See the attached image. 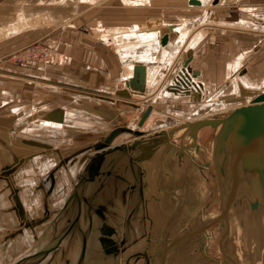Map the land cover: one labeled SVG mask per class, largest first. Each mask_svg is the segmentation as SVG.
Listing matches in <instances>:
<instances>
[{
	"label": "crops",
	"instance_id": "crops-1",
	"mask_svg": "<svg viewBox=\"0 0 264 264\" xmlns=\"http://www.w3.org/2000/svg\"><path fill=\"white\" fill-rule=\"evenodd\" d=\"M114 2L108 7L111 9L105 7L96 15L89 11L91 5H82L78 0H0V30L21 13L29 20L42 19L0 38V58L35 40L46 39L56 48L54 57L47 63L15 65L0 61V264H30L37 259H45L42 264L97 261L102 264L95 258L101 254L100 246H104L107 254L114 255L112 264H143L140 254L144 252L147 263L175 264L182 247L193 237L184 234L179 241L176 232L179 240L176 236V239H160L171 227L182 226L185 218L197 214L201 209L199 203L206 199L204 186H208V181L211 183V176L203 169L196 171L195 167L202 163L200 153L208 149L209 131L205 128L199 131L198 142L202 147L195 152L196 160L192 164L187 153L181 157L168 141L158 143L161 136L157 134L171 127L157 130L154 126L159 119L151 121L150 117L144 126L151 129L144 137L151 140L132 150L123 146L99 151L109 131L125 125L137 129L143 111L133 104L146 91L127 87L122 75L124 65L115 47L89 32L96 26L109 29L136 24L158 30L162 37L169 33L170 44L162 45L164 50H158L155 56L156 60L165 62L167 51L177 38L176 24L199 17L200 6L189 5V0H148L143 5L126 0ZM227 2L230 4L224 6L234 4V0ZM242 9L247 17L223 14L217 20L254 19L253 22L260 24L259 13L252 12L249 6ZM176 11L195 14L170 18ZM76 16H81L88 33L66 32L81 28L74 21ZM170 25L173 32L168 29ZM196 30L192 36L198 33L201 38L195 37L197 43L181 51L177 63L176 55L173 56L166 68L172 72L165 85V95H160L156 102L155 111L162 115L156 118L160 120L172 122L174 117L187 115L201 104L207 91L220 98L224 91L219 86L226 66L241 52L230 53L227 48V44H232L231 39L235 40L230 29L222 26L206 37ZM242 31L237 33L243 41L250 39L249 33ZM256 36L244 50L247 51L245 64L248 55L257 46L262 47L264 34L256 33ZM262 55L259 58L256 55L244 74L258 84L264 80ZM187 60L196 74L189 72L190 77L184 80L178 72ZM139 65L145 67L146 75V64ZM180 79L185 82L184 87L176 84ZM146 102L145 109L151 105ZM34 114L39 117L33 121ZM180 134L176 133L175 139ZM132 138V134L124 132L115 142L128 144ZM184 142L189 143V139ZM183 188L187 197L181 204V196L173 195V191ZM220 196L226 199L221 189ZM203 212L186 227L189 231L202 226L208 221L206 216L210 217L214 211ZM194 237L199 241L203 236L194 234ZM203 257L206 256L200 255L194 263L206 264ZM185 258L179 264H189Z\"/></svg>",
	"mask_w": 264,
	"mask_h": 264
},
{
	"label": "bare ground",
	"instance_id": "bare-ground-1",
	"mask_svg": "<svg viewBox=\"0 0 264 264\" xmlns=\"http://www.w3.org/2000/svg\"><path fill=\"white\" fill-rule=\"evenodd\" d=\"M94 1L95 0H78L80 4L89 5V6L93 5ZM126 1H131L133 3L142 4V5L148 2V0H126ZM201 1L202 4L198 6L202 7L203 12L200 14L199 17H194L193 19H185L182 20V22L176 24L175 28L177 30L176 31L177 38L172 43L171 48L167 51L168 58L165 60V62L155 59L158 50L162 49L161 47H163L161 45L162 36L161 33L158 32V30L155 29L148 30V29L140 28L139 25L136 24L134 26H129V27L125 26L120 28L117 27V28H109V29L106 28L100 29L101 27L99 28L98 26L92 28L93 32L98 34V36H102L105 32L108 33L101 40L105 44L111 43L115 47L117 56L119 60L123 62L124 65V70L122 75L129 89H131L130 81L134 76L133 71L135 65H139L141 63L146 64L147 82L145 84L144 92L146 91L145 100H147V102L151 103V100L154 101L153 99H156L160 95L161 96L165 95V85H167L169 78H171V72H172V70L167 71L168 69L165 68L168 65H170L172 61L171 58L175 55H176L175 61L177 63L182 53L181 51H185L187 48L191 47V45L189 46V42L196 39L194 35L193 36L188 35V29H192L193 27L196 29L198 27L201 28L204 26L214 24L217 27L223 26L230 30L231 28L232 29L238 28L243 31L248 30L251 32L255 31L256 33L264 34V14L259 13L257 15L258 19L262 20L260 21L257 19L260 22V24L246 20L232 21V20L222 19L219 21H214L213 18H211V13L214 14V10H210L209 8L215 5L213 4L215 0H201ZM165 21L166 20H164V22ZM33 22H34L33 19L32 20L26 19L25 16L21 13L19 15V18H16L15 21L9 23V25L7 24L8 26H5L3 30H0V38H2L6 34L10 35L12 33L18 32V30H21L24 27L25 28L28 26L31 27ZM186 42H188L186 48L184 47L181 48L180 46H185ZM167 49L168 48H166V50ZM160 54L163 55L162 52ZM244 58H245L244 54L241 53L236 57L235 61H233L230 66V72H232L231 77H232L233 85L235 87V93L237 94L238 97H239L240 84L245 86L249 90L256 89V90L264 91L263 89L264 85H262V83L260 84L255 82L243 83L239 78V74L238 75L236 74L238 72V69L242 68ZM163 71H165L166 73H164V75L161 77L158 87L156 89H152V86H154V83H156L157 79L159 78L158 75H160V73H163ZM183 79L185 80V78ZM184 83L185 82L180 79L176 84L183 86ZM123 92L126 94L131 93L128 90H123ZM205 93L206 96L204 97V100L201 102V104L197 105L194 109H192L190 113L183 116L181 115V117L177 119L174 118V121L172 122L171 121L162 122L161 120H159L156 123V126H154L155 129L165 131V129H167L168 127H175L184 122H193L196 121V119H203V118L210 119V117L212 116H219L220 113L225 112L227 110L235 109L241 105L240 102L237 104H228L227 101L225 102L224 100L225 96L220 98L218 97L212 98L209 96L211 93L208 94V91ZM236 94L234 96H236ZM145 100L142 101V104L146 102ZM248 103L250 102L248 101L245 104ZM149 107H151L153 110L152 105L147 106V108ZM176 115L178 114L176 113ZM151 116L152 115L150 114V117ZM50 117H54V116L51 115ZM47 120L50 121L49 119ZM219 128L220 126H218L216 130H214L215 133L213 134L214 136L213 143L215 141L216 134L219 132L218 131ZM151 131L152 130H150L149 132ZM146 132L148 133V131ZM135 138L136 137L134 136V138L132 139ZM115 140L113 144H118L115 142ZM225 145H226L225 159H223V155L221 153L219 154L217 153L215 155V162H214L218 169V173L220 175V181H219L220 189L224 192V198H226L223 199L222 200L223 202L221 203L222 211L228 205L227 203L230 200H232L234 204L233 207L230 208L228 214L224 216L222 218L223 220L220 222L223 230L222 232L223 234L220 241V248L225 255L224 261L230 264H235L234 262L235 260L233 261V259H231V255L229 251V238L230 235L232 234L231 220H234V218H231L232 217L231 213L233 215L234 207L240 204L239 202L242 201L243 198L248 197V201L252 205V210L251 209L250 210L253 211V213L251 214L247 213L245 217H243L245 219L243 222L242 229L239 227L240 225L237 226L238 234H239V236L237 237L239 249L236 251V254L237 257L238 256L240 257L238 261L239 263L243 262V264H264V175L259 176V174H257L258 168L256 166H258V159H255V161L253 162L252 170L251 169L244 170V168L242 167L243 164L246 163L247 158L255 155V153L258 151L259 144L256 143V141L245 140V141L235 142L233 145H230L229 143H226ZM261 159H264V156ZM190 160L192 159L190 158ZM220 214H221V210L214 211L210 215V217L206 216V219H208V221L204 222V224L199 228H197L195 231H189L190 228H184V232H185L184 236H186L187 234L188 236L194 234L202 235L203 237L205 236L206 238L211 236L207 231V225L212 223V221ZM204 217L202 218L206 220ZM247 252L249 254L248 258H246L245 255Z\"/></svg>",
	"mask_w": 264,
	"mask_h": 264
},
{
	"label": "rangeland",
	"instance_id": "rangeland-1",
	"mask_svg": "<svg viewBox=\"0 0 264 264\" xmlns=\"http://www.w3.org/2000/svg\"><path fill=\"white\" fill-rule=\"evenodd\" d=\"M97 1H99V2H97ZM215 1L213 3L215 5L211 6V8H209L210 10H214V15L212 17L214 21H218L217 20V16L220 19V17H222L223 14H229L230 17H232V18H236L238 15H239L238 17H243V16H246L247 17L248 14L246 12H244L243 9H242V7H246V6H249L250 7V10L252 9V12L264 14V0H234V4L228 5V6H224V5L225 4H230V2H227V1H224V0L222 2V0H218L215 3ZM221 2H222V4H221ZM114 3H115L114 0H95L94 1V4L91 5V7L89 8V11L92 10V11H94L93 13H95L96 15H98L99 11H102L103 12L104 11L103 8H105V7L106 8L111 7ZM122 8H124V10L127 9V7H122ZM108 9H111V8H108ZM240 9H242V10H240ZM128 10H131V9L128 8ZM197 11H198V13H202L203 12L202 7H200V9L197 10ZM170 12L167 13V15H169ZM187 13H189L190 15H185L184 12L181 13L180 11H178L177 14H174V15L172 14L170 16V18H174V19H178L179 18V19H181V17H193L194 14H195V13L192 14L190 12H187ZM108 15L109 14L107 13V16ZM72 16L73 15H71V17ZM214 17H216V18H214ZM81 19H82L81 16H76V19L74 20V21L77 20L76 23H78L79 24V27H81V28H78V29L76 28V29H72V30H69V31L66 30V32L71 33L73 35H76V31L88 33V31H85V29H84L85 26L82 25ZM41 20L42 19L40 17H36L35 20H34V22L40 23ZM249 20L250 21L251 20L253 21L254 19H249ZM260 21H262V20H260ZM215 26L216 25L211 24V25L204 26V27H201V28L198 27L197 30L194 29V27H193L192 29L188 30L189 31L188 33L189 34L191 33L190 35L192 36L194 30H196L198 32L201 31V32L205 33V34H203V36L206 37V36L210 35L209 33H212V31H215L216 28L217 29H220V30L222 28V27L220 28V27H217V26L215 27ZM225 29H227V28H225ZM227 30H229V29H227ZM238 31H242V30H240V29L237 28V29H232V30L229 31V33H231L232 35H233V33L235 34V40L234 39H231L232 40L231 41L232 44H230V43L227 44L228 50L230 51V53H231V51L232 52L241 51V52L238 53L236 56H234V58L231 56V54L229 55V57L230 56L231 57L228 58V59L231 60L233 58L234 60L232 59V61L230 63H228V65L226 66V69H225L224 76L222 78L223 80L221 79L222 83L219 86L220 87L219 89L222 88V90L224 91V93L221 95V97H224V96L230 95V94H233V95L236 94L235 93V87L233 85V81H232V77H231V73L232 72H230V66H231L232 62L235 61V59H236L235 57H237L241 53H243L244 54V57L246 58V52L247 51H244V50H246L248 48L247 47L248 45L249 46L252 45V41L254 40V37H257L255 31L254 32L253 31L251 32V31H248V30H244L245 32L249 33L248 36H251V37H250V39H248V37H246L245 39H248V40L243 41L242 36L239 35L240 33H237ZM105 33L102 36H99V37H104V36H106L108 34L107 32H105ZM89 34L90 35L92 34V36H94L95 38L98 37V34L92 32V31L89 32ZM258 34H261V33H258ZM261 35H263V34H261ZM195 37L201 38V35H199L197 33L195 35ZM195 40L190 41L189 42V46L190 45L191 46H194V44L197 43V41H195ZM37 41H40L43 45L48 46L49 48H51V50L54 51V55H55V49L56 48H54L55 44L53 42H51V41H47L46 42V39H44V40H35L33 42H37ZM204 42H206V40H204ZM32 43H30V44H32ZM187 43L188 42L185 43L186 44L185 46H180V47L181 48H183V47L186 48ZM30 44H28V45H30ZM261 45H262V47L261 46H257L256 47V50L257 51L254 50V51H252V53H250L248 55L249 57H247L246 64L244 62L245 58L243 59V66H242V68L238 69V72L236 73L237 75L239 74V78H240V80L243 83L251 82L250 79H249V76L244 75V74H246V67L249 68L253 64V60L255 61V59L257 58V56L259 58L260 55H262V54L264 55V39H263V44H261ZM24 47H20V48H18V50L13 51V52H10V53L4 55V57L0 58L1 63L6 62V63H10V64H15V65H19V64L22 65L23 63L24 64H28V63L31 64V63H33V62H21V61L17 62L15 60L14 55L15 54H18V52L20 51V49H22ZM254 53H257V54H254ZM252 55H254L255 58H253ZM36 63H39V62H36ZM244 64H245V66H244ZM1 71L2 70H0V72ZM163 73H164V71H163ZM163 73H160V75H158L159 78L157 79V82L154 83V86H152V89H156L158 87L157 85L159 84L160 78L163 76ZM251 83H253V82H251ZM262 85H264L263 82H262ZM208 87H210V86H208ZM263 89H264V86H263ZM166 91L167 90H165V93H166ZM141 92H143V91H141ZM210 93L211 92L208 91V94H210ZM239 94H240V90H239ZM209 96L212 97V98H217L216 96L213 97V92ZM145 97H146V94H143V97L142 98H139V99L137 98L136 99V102L133 104V105L138 106L141 109V111H143V112L145 110V104H142L141 101L143 99H145ZM159 97H157L156 99H153L154 101L151 100V103L146 102L148 104H151L152 106L154 105L153 106V109H154L153 112L154 113H152V116L153 117L152 116L151 117L149 116L151 118V121H152L153 118L155 119V121H157V119L160 120V118H156V117L157 116L158 117L159 116L160 117L162 116L161 114H158L160 111L159 112L158 111H155L156 110L155 109L156 108V102L159 99ZM236 98H237V94H236ZM231 104H237V103L236 102H233ZM37 117H39V116L36 115V114H34L32 116V120L34 121ZM174 118H177V117H174ZM161 121L162 122H165V120H161ZM146 122H145L144 125H146ZM38 123L39 124H42V122H38ZM83 126L89 127L90 125L87 124V125H83ZM127 127H129V126H127ZM137 128L138 129H145L146 131L148 129H151V127H149V128L146 127L145 128V126L143 128L142 127L140 128L138 126ZM205 129H207V131H209L208 134L206 135V137H207V140H206L207 144H206V146H207L208 149H206V152L205 153H203V152L200 153V155H201L200 161H202V163L200 164V166L201 165L203 166L206 163H210V164L208 166L204 165L206 167L203 168V170L202 169H199L198 166L197 167L192 166V167H195L196 171H198V170L206 171L211 176V178H210L211 179V183L208 181V186H204V188L205 187L207 188V189H205L206 190V195H207L206 196V199L204 201H201L199 203V205L201 206V209H200V211L197 214L194 213V214L190 215L189 217L185 218L184 219L185 220L184 225H182V226L180 225V226H177L175 228L171 227L166 233L163 234V236L160 238L161 240L162 239H164V240H167V239L170 240L171 238L176 239L177 236L179 238H181L182 235L185 234V232L183 231L184 227L186 228L187 226H190L194 222H196L198 220V216L201 215V213L203 211L205 213H206V211L207 212H213V211H218L221 208V202L223 200V197L222 196L219 197L220 189H219V182L218 181L220 179L219 178L220 176L217 174L216 166H214L215 165V163H214L215 162V160H214V146L212 145L213 138H214V136H213V132L214 131H212L213 129H211V128H210L211 131L209 130V128H205ZM104 130L107 131V129H104ZM102 142H104V141H102ZM100 150L101 149H99V151ZM101 152H102V150H101ZM256 167L258 168L257 169L258 170L257 171V174H259V176H263L264 175V159H258V166H256ZM209 186H210L211 189L209 188ZM209 190H210V192H209ZM182 191H183V193H182ZM173 192H174L173 195H177L178 197L181 196V198L179 199V203L183 204L185 202V199H186L185 197H187L184 188L183 189H179V191L177 190V191H173ZM240 202H241L240 204H238V205H236L234 207L233 215L231 213V216H232L231 218H234V220H231V224H232V232L231 233L232 234L230 235V238H229V251H230L231 259H233V261L235 260L234 261L235 264L236 263L237 264H243V262H241V263L238 262L240 257L239 256L237 257V254H236V251L239 249L238 241H237V237L239 236V234H238V227L237 226L240 225L239 227L242 229L243 222H244V219H245L243 217H245V215L247 213H249V214L253 213V211H251L252 210V205H251V203H249L248 197L243 198V200L240 201ZM220 222L221 221H217L211 228L207 229V231L211 235V236H209L207 238L199 239V241H196L197 239L195 240L194 235H192L194 238L192 237L191 240H187V241H190V242H186L185 243L186 245L184 247H182V251L179 253V255L177 256L176 260L174 261L175 264H179L180 261L184 260L183 258H185V257H186L185 259L188 261L189 264H195L194 261L196 260V258L198 260V258L202 254L206 256V257H203L204 258L203 260H204V262L206 264H230V263L224 261L225 260V255H224V252L221 251V248H220V241H221V237H222V234H223L222 233L223 230H222V226H221V223ZM175 233L178 234V235L176 236ZM178 237H177V239H178ZM181 240H182V238L179 241H181ZM202 240H203V244H202ZM100 248L101 249L99 251L101 252V254L97 255L95 258L96 259L99 258L102 264H112L111 260H112V258H113L114 255L107 254L108 251H105L104 246H103V248H102V246H100ZM202 250H203L204 253H202ZM245 255H246V258H248V255H249L248 252ZM141 256H142V258H144V263L143 264H150V263H147V260L145 259L146 256H147L146 252L141 253L140 254V257ZM95 258H93V259H95ZM44 260L45 259H42V260H40V259L38 260L37 259L35 261H32L30 264H42L41 262H43ZM91 264H99V262L97 261V262H95V263L93 262Z\"/></svg>",
	"mask_w": 264,
	"mask_h": 264
},
{
	"label": "water",
	"instance_id": "water-1",
	"mask_svg": "<svg viewBox=\"0 0 264 264\" xmlns=\"http://www.w3.org/2000/svg\"><path fill=\"white\" fill-rule=\"evenodd\" d=\"M190 5H201V0H189ZM171 32H173V25H170L168 28ZM170 34L165 33L161 38V45H167L169 43ZM196 74L193 72L189 66V61L187 60L183 67L180 69L178 74L181 76L180 78H189L190 73ZM133 78L130 81L131 90L133 91H144L146 84V75H145V67L143 65H136L133 71ZM185 84V83H184ZM240 94L239 97H233V94L226 95V101L231 103H241V105L235 109L227 110L219 114V116H212L209 118L196 119L193 122H184L178 126L171 127L167 132L158 133L157 137L161 136L157 141L158 143L168 141L169 144H172L175 147V150L178 151L182 155L185 154L191 158L193 163L195 158V152L201 149V146L198 142L199 139V131L203 128H212L213 131L217 129L218 126L219 132L216 134L215 141L213 143L214 146V160L215 155L221 153L223 155V159H225V149L226 143L233 145L235 142L250 140L256 141L259 144V149L255 153V155L247 158L246 163L243 164L244 170L251 169L255 159H261L264 156V91L260 90H249L243 85H239ZM176 88H180V86L176 85ZM250 102L245 104L246 102ZM152 112V108H147L138 121V126L141 128L148 117ZM124 132L133 134L136 138L132 140V142L128 144H113L114 140L123 135ZM176 133H181L178 136V139H175ZM148 133L142 129H133L131 127L123 126L117 127L111 130L108 133L107 138H105L101 144L100 149L103 151L109 150V148H123L127 147L130 150L135 147L142 146L144 141H148L146 136ZM189 139V143H185L184 141ZM179 140V143H177ZM157 143V144H158ZM156 144V145H157ZM155 146V145H154ZM103 148V149H102ZM100 150V151H101ZM138 160V158H134ZM210 163H206L204 165L208 166ZM200 166L199 169H203L206 166ZM216 166V165H215ZM217 174L218 169L216 167ZM220 176V175H219ZM262 188V186H261ZM241 203V202H239ZM228 205L224 208L219 216H217L212 223L207 225V229L211 228L217 221H222L223 217L226 216L231 207H233V201L230 200Z\"/></svg>",
	"mask_w": 264,
	"mask_h": 264
},
{
	"label": "built area",
	"instance_id": "built-area-1",
	"mask_svg": "<svg viewBox=\"0 0 264 264\" xmlns=\"http://www.w3.org/2000/svg\"><path fill=\"white\" fill-rule=\"evenodd\" d=\"M53 56L54 51L51 48L37 41L20 49L18 54L14 55V58L17 62L47 63Z\"/></svg>",
	"mask_w": 264,
	"mask_h": 264
}]
</instances>
